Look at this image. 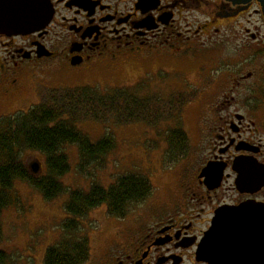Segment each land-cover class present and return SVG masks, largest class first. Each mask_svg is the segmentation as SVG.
<instances>
[{
  "label": "flooded vegetation",
  "instance_id": "af4514ba",
  "mask_svg": "<svg viewBox=\"0 0 264 264\" xmlns=\"http://www.w3.org/2000/svg\"><path fill=\"white\" fill-rule=\"evenodd\" d=\"M0 20V111H18L25 91L36 95L63 84H50L58 73L109 74L136 61L146 67L145 76L169 75L157 82L160 95L188 100L183 111L204 102L202 111L224 112L204 158L205 165H225L218 186L210 188L216 181H206L202 169L180 181L177 198L150 205L141 222L118 230L91 264H211L201 250L210 248L204 239L219 208L236 218L239 242L224 264H264V185L238 189L232 168L236 158L264 165V15L258 0H0ZM183 87L188 90H178ZM206 117L200 116L202 132L210 127ZM226 191L234 192V201Z\"/></svg>",
  "mask_w": 264,
  "mask_h": 264
},
{
  "label": "rangeland",
  "instance_id": "374dc122",
  "mask_svg": "<svg viewBox=\"0 0 264 264\" xmlns=\"http://www.w3.org/2000/svg\"><path fill=\"white\" fill-rule=\"evenodd\" d=\"M113 69L112 73H90L78 76L53 75L50 84L63 83L57 86L42 87L37 94L31 91L22 93L25 99L19 101V110H27L37 104L41 97L47 96L50 90H70L79 87H93L101 93L114 88L130 87L141 84L142 95L147 96L150 90L163 100L164 105L169 100H176L170 106H178V94L172 96L160 95L161 89L157 82H166L169 75L160 72L157 75L145 76L146 67L132 61ZM69 78V79H68ZM157 86V88L155 87ZM180 91L188 90L186 87L178 88ZM208 98V97H207ZM262 100V99H261ZM15 102V100L13 101ZM208 100L205 101L207 104ZM204 102L191 107L168 111L160 121L147 123H133L118 125L113 122L97 123L92 120L80 121L74 124L75 128L86 135L93 143L110 137L114 146L105 156V165L98 162L88 166L82 174L78 171L79 151L76 145H65L62 151L68 158L70 170L59 181L66 192L51 201H46L41 194L29 185L16 181L11 193L12 205L5 208L1 215L3 238L0 249L9 255L6 264H44L46 250L60 243L67 235L63 230V223L67 219L64 204L68 201L71 191L88 192L93 183L108 189L118 177L126 174H137L147 177L151 182L152 193L140 205L132 206L126 218L116 221L107 216L105 206L96 207L81 221L84 224L81 231L89 235L91 264L109 246L116 237V232L126 226H135L141 222L145 210L157 203L172 202L183 191L180 181L196 177L205 166L204 158L208 157L210 148L216 143L213 135L216 130L213 124L219 117L224 116L220 111H202ZM7 108H11L8 105ZM164 109L158 111L164 114ZM17 111H0V117L9 116ZM205 114L210 118L208 131H201V117ZM200 125V126H199ZM183 129L187 138L179 145L173 147L168 141V134L172 128ZM191 135L194 137L192 138ZM180 148V149H179ZM25 164L31 168L34 163H40L45 173V156L41 153H24ZM229 180L226 187L233 181ZM188 186V185H187ZM184 186V187H187ZM226 197L234 198L233 191H226ZM223 196V195H222Z\"/></svg>",
  "mask_w": 264,
  "mask_h": 264
},
{
  "label": "trees",
  "instance_id": "16d2710c",
  "mask_svg": "<svg viewBox=\"0 0 264 264\" xmlns=\"http://www.w3.org/2000/svg\"><path fill=\"white\" fill-rule=\"evenodd\" d=\"M141 84L114 88L106 93L96 88L79 87L70 90H50L46 97L31 106L27 112L17 111L0 117V243L3 233L1 215L12 205L11 193L16 181L37 190L46 201L66 192L59 178L69 172L65 145H76L79 151L78 171L98 162L105 165V156L114 146L113 139L103 138L95 143L78 131L74 124L80 121L113 122L118 125L153 123L160 121L168 111H181L184 100L178 96V106L164 105L156 93L143 96ZM185 105V104H184ZM164 109V114L158 111ZM177 131V132H176ZM179 127L168 134V142L177 148L182 143ZM175 137V138H173ZM41 153L45 156V173L33 175L25 164L24 153ZM152 191L148 178L126 174L105 189L93 183L88 192L71 191L64 204L67 219L62 227L67 235L60 243L49 247L44 264H83L90 254L89 235L81 231V221L89 211L105 206L111 217H123L133 205L142 202ZM9 255L0 249V264H6Z\"/></svg>",
  "mask_w": 264,
  "mask_h": 264
},
{
  "label": "water",
  "instance_id": "95a60500",
  "mask_svg": "<svg viewBox=\"0 0 264 264\" xmlns=\"http://www.w3.org/2000/svg\"><path fill=\"white\" fill-rule=\"evenodd\" d=\"M261 4L262 7V12L264 15V0H258ZM6 22H11L12 19H4ZM1 22V20H0ZM13 28H16L14 21L12 23ZM17 31H23L20 28H17ZM225 165L221 163H208L202 170L201 176L205 177L206 181L213 179L216 181L215 185L213 187L218 186V183L222 179V174L224 171ZM232 168L236 173L238 174L235 184L238 189L240 190H246L248 189L249 191H252L250 189H256V188H261L264 185V165L262 164H257L256 162H247L243 159H235ZM31 170L33 174H37L40 172V165L38 163H34L31 166ZM210 178V179H209ZM238 210V209H237ZM248 210V208L243 207L242 211ZM226 214L225 210L223 208H219L215 212V216L212 221V226L209 230V232L206 234L205 237V242L207 240H210L212 238H217L219 237V233H221L224 230L225 226H230V221H236V218L234 215L232 217L226 218L224 215ZM234 214V213H233ZM224 216V217H223ZM224 218V219H223ZM259 217V221H260ZM263 227V226H262ZM205 245V244H204ZM211 248V245H209ZM210 248L207 250V248L202 247V252H205L208 254L210 251ZM208 260L211 264V260H215L217 257V254L214 253V250L212 253L208 255Z\"/></svg>",
  "mask_w": 264,
  "mask_h": 264
},
{
  "label": "bare ground",
  "instance_id": "6f19581e",
  "mask_svg": "<svg viewBox=\"0 0 264 264\" xmlns=\"http://www.w3.org/2000/svg\"><path fill=\"white\" fill-rule=\"evenodd\" d=\"M230 223V226H225L224 230L219 233V237H211L210 240H207L204 243L205 247L211 245L208 255L212 253L213 250L214 253L217 254L218 258H216L214 261L211 260L213 264H224L226 259L231 258L229 254L233 252V250L236 249L237 245L239 244V242H236V238H238V234L236 233L237 221L231 220Z\"/></svg>",
  "mask_w": 264,
  "mask_h": 264
}]
</instances>
